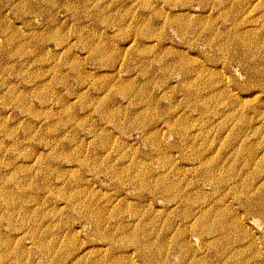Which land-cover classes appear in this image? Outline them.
Listing matches in <instances>:
<instances>
[{
	"label": "rangeland",
	"instance_id": "1",
	"mask_svg": "<svg viewBox=\"0 0 264 264\" xmlns=\"http://www.w3.org/2000/svg\"><path fill=\"white\" fill-rule=\"evenodd\" d=\"M0 264H264V0H0Z\"/></svg>",
	"mask_w": 264,
	"mask_h": 264
},
{
	"label": "bare ground",
	"instance_id": "2",
	"mask_svg": "<svg viewBox=\"0 0 264 264\" xmlns=\"http://www.w3.org/2000/svg\"><path fill=\"white\" fill-rule=\"evenodd\" d=\"M238 37H239V36H238ZM242 39H243V38H242ZM240 40H241V39H240ZM243 40H244V39H243ZM243 40H242V41H243ZM225 228L227 229L226 226H225ZM227 231H228V230H227ZM229 232H230V231H229ZM229 232H228V233H229ZM234 238H235V237H234ZM237 239H238V238H237ZM237 239L235 238V240H234L232 243H236V240H237ZM239 240H240V239H239ZM239 246H241V244H239ZM235 252H236V253H243V252H242V249H241L240 247L237 248Z\"/></svg>",
	"mask_w": 264,
	"mask_h": 264
}]
</instances>
